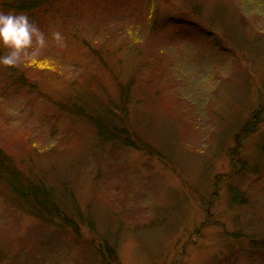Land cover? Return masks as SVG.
<instances>
[{"label": "rangeland", "instance_id": "1", "mask_svg": "<svg viewBox=\"0 0 264 264\" xmlns=\"http://www.w3.org/2000/svg\"><path fill=\"white\" fill-rule=\"evenodd\" d=\"M27 15L66 47L0 67V150L86 222L49 225L0 180V264H264V0H49ZM109 102L155 153L62 109Z\"/></svg>", "mask_w": 264, "mask_h": 264}, {"label": "trees", "instance_id": "2", "mask_svg": "<svg viewBox=\"0 0 264 264\" xmlns=\"http://www.w3.org/2000/svg\"><path fill=\"white\" fill-rule=\"evenodd\" d=\"M49 0H0V9L14 13L27 14L43 3L48 5ZM124 97H122V100ZM78 106L74 103L62 109L88 122L94 127L98 136L104 142L116 143L125 147H132L144 151L147 154L155 153L147 142L140 141L134 134L130 133L124 126L123 115L117 114L114 102H109L105 106H100L101 113L96 111L92 105ZM85 107V109L83 108ZM95 109V110H94ZM89 112V113H88ZM94 112V113H93ZM99 112L100 114H97ZM251 123L247 122L243 129L246 132L251 127ZM242 171V168L239 167ZM0 180L9 188L14 198V202L21 209H25L28 214H33L37 218L43 220L47 224L57 222L56 228L67 229L78 234V224L76 219H81L85 223L77 203L71 195V205L62 206L60 201L56 200L53 189L44 186L40 182H33L29 178L18 174L16 168L13 167L11 161L0 150ZM69 209V210H68Z\"/></svg>", "mask_w": 264, "mask_h": 264}, {"label": "clouds", "instance_id": "3", "mask_svg": "<svg viewBox=\"0 0 264 264\" xmlns=\"http://www.w3.org/2000/svg\"><path fill=\"white\" fill-rule=\"evenodd\" d=\"M52 42L59 48L66 47V38L60 31L46 35L24 13L0 11V67L13 69L26 61L35 62Z\"/></svg>", "mask_w": 264, "mask_h": 264}]
</instances>
